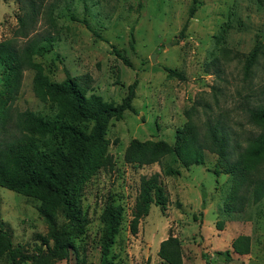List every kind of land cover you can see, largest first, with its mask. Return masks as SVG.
I'll list each match as a JSON object with an SVG mask.
<instances>
[{
	"label": "rangeland",
	"instance_id": "rangeland-1",
	"mask_svg": "<svg viewBox=\"0 0 264 264\" xmlns=\"http://www.w3.org/2000/svg\"><path fill=\"white\" fill-rule=\"evenodd\" d=\"M192 2L0 0V42L14 40L21 47L33 37L53 38L52 50L34 57L50 80L61 82L66 74L88 76L87 94L115 104L137 82L133 111L108 123L107 165L81 186L84 232L73 240L70 257L53 264H101L102 217L109 204L123 208L108 255L110 264H167L158 252L170 236L180 242L182 264H264V200L240 212L232 205L226 208L232 179L214 174L215 153L205 149L204 163L189 168L173 163L171 156L163 157L162 163L172 164L179 170L178 176L164 175L157 163L137 167L124 160L133 139L162 140L175 146L191 130L204 138L207 126L212 125L228 136L229 149L236 154L259 132L248 111L264 101V1L197 0L196 12L183 30ZM26 12L33 13L29 33L23 37L20 20ZM254 49L258 50L256 62L247 71ZM167 68L182 78L168 76ZM33 75L32 70L23 72L15 100L0 113V140L16 134L19 112H54L49 102L35 96ZM3 79L0 63V90ZM154 173L160 175L168 206L162 212L150 204L143 213L141 178ZM39 204L35 197L0 187V223L10 233L14 247L28 255L48 231L37 211ZM134 211L141 215L136 234L130 230ZM239 236L249 238L247 253L237 254L231 247ZM226 250L231 252L230 261L211 262L218 258L216 252ZM8 262L6 256L0 259V264Z\"/></svg>",
	"mask_w": 264,
	"mask_h": 264
},
{
	"label": "trees",
	"instance_id": "trees-1",
	"mask_svg": "<svg viewBox=\"0 0 264 264\" xmlns=\"http://www.w3.org/2000/svg\"><path fill=\"white\" fill-rule=\"evenodd\" d=\"M256 1L262 3L264 0ZM196 4L197 0H193L183 30L196 12ZM33 9L34 6L31 7ZM32 13L26 12L25 19L20 20V35L23 37L29 33ZM72 19L78 21L74 17ZM81 22L96 38H100L86 20ZM52 48L51 35L30 38L21 47L14 40L0 42V63L4 67L0 113L15 100L25 70L34 72L32 90L35 96L49 102L54 110L52 114L30 110L19 112L14 126L16 134L0 140V187L38 199L37 211L48 227L47 235L39 238L40 245L28 255L14 247L10 233L0 223V259L6 256L8 264H23L26 261L53 264L70 257L73 240L83 234L86 224L79 205L81 186L109 161L105 140L108 123L112 119H122L126 111H133L136 81L127 87V94L121 102L115 104L97 94H87L91 81L88 76L71 77L66 74L61 82L50 80L34 57L49 53ZM115 53L128 63L117 50ZM257 54L258 50L254 49L247 60V71L255 64ZM166 72L170 77L182 78L176 70L167 68ZM248 116L259 132L248 139L236 154L229 149L228 136L217 127L208 125L204 138L191 130L185 133L183 139L179 137L175 146L162 140L133 139L125 149L124 160L137 167L157 163L164 175L178 176L179 170L172 164H163V157L171 156L173 163L180 162L189 168L202 165L204 150L208 149L218 156L214 174H227L232 179V187L225 197L226 208L232 205L240 212L264 200V101L249 109ZM141 193L143 213L148 211L150 204L159 207L162 212L166 210L168 195L158 173L141 178ZM226 208L225 211L229 212ZM122 216L123 208L119 205L109 204L104 210L101 264H110L108 255L119 232ZM140 216V211L133 212L130 223L132 234L137 233ZM248 245L249 238L239 236L233 240L231 247L235 253L244 254ZM158 255L167 264H182L180 242L172 236L160 244ZM216 256L218 258L212 263L231 260L229 250L216 252Z\"/></svg>",
	"mask_w": 264,
	"mask_h": 264
},
{
	"label": "water",
	"instance_id": "water-1",
	"mask_svg": "<svg viewBox=\"0 0 264 264\" xmlns=\"http://www.w3.org/2000/svg\"><path fill=\"white\" fill-rule=\"evenodd\" d=\"M151 60H152V62H154V61H155V59H154L153 57H151Z\"/></svg>",
	"mask_w": 264,
	"mask_h": 264
}]
</instances>
